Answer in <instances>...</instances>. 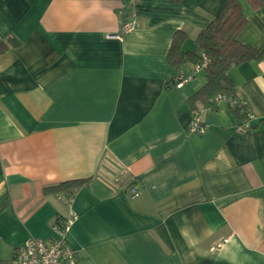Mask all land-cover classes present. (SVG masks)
<instances>
[{
  "label": "crops",
  "instance_id": "crops-1",
  "mask_svg": "<svg viewBox=\"0 0 264 264\" xmlns=\"http://www.w3.org/2000/svg\"><path fill=\"white\" fill-rule=\"evenodd\" d=\"M240 1L238 38L262 58L227 73L256 124L264 5ZM225 2L0 0V38L21 40L0 51V264L31 236L53 238L70 206L81 264H264V125L248 134L224 98L198 104L207 129L191 132L188 97L204 72L167 87L174 32L185 29L184 48L197 51V32ZM83 177L70 205L45 191Z\"/></svg>",
  "mask_w": 264,
  "mask_h": 264
},
{
  "label": "trees",
  "instance_id": "trees-1",
  "mask_svg": "<svg viewBox=\"0 0 264 264\" xmlns=\"http://www.w3.org/2000/svg\"><path fill=\"white\" fill-rule=\"evenodd\" d=\"M247 1L253 8L264 5V0ZM246 23L247 17L241 1L226 0L219 14L197 32L195 37V42L198 46L197 51L184 48L185 41L188 39V33L185 29L179 28L173 34L167 55L174 72L181 69L186 62L195 64L206 58L207 63L202 70L206 81L189 95L188 103L191 109H198L199 103L203 107L216 109L218 103L217 96L224 94L229 107L238 118L239 125L248 134H251L254 129L260 125H264V117L256 124L251 122L246 123L243 104L239 101L235 104L230 103V99H239L241 97L236 94V86L227 73L228 69L232 66L240 65L247 60H259L262 58V53L257 48L238 38L239 32ZM20 43L21 40L11 33L5 38H0V51H5L9 47L17 46ZM55 57V53L49 54L47 62H52ZM169 86L171 85L168 84L167 80V87ZM90 179L91 177H83L62 180L57 184L45 187V191L68 197L73 195L79 187L89 182ZM133 182L130 181L127 188Z\"/></svg>",
  "mask_w": 264,
  "mask_h": 264
},
{
  "label": "built area",
  "instance_id": "built-area-1",
  "mask_svg": "<svg viewBox=\"0 0 264 264\" xmlns=\"http://www.w3.org/2000/svg\"><path fill=\"white\" fill-rule=\"evenodd\" d=\"M136 24L135 19H128L122 23V31L127 32ZM119 36V34H113ZM206 58L194 64V70L188 72L182 68L168 79V84L172 86H183L186 82L194 78L196 72L202 71L206 65ZM224 94H219L217 100L224 99ZM231 104L237 101L243 104V112L246 114V122L254 118V113L245 98L230 99ZM187 129L195 133H204L207 124L202 120L199 109L191 111V119ZM129 194L134 197L139 193L138 185L129 186ZM61 196V194H59ZM67 204L70 205L73 196L64 197ZM77 212L70 206L69 213L66 216L57 217L53 222L55 236L50 239L31 236L22 245L13 250L11 258L1 264H81L79 253L68 241V233L72 223L77 218Z\"/></svg>",
  "mask_w": 264,
  "mask_h": 264
},
{
  "label": "rangeland",
  "instance_id": "rangeland-1",
  "mask_svg": "<svg viewBox=\"0 0 264 264\" xmlns=\"http://www.w3.org/2000/svg\"><path fill=\"white\" fill-rule=\"evenodd\" d=\"M103 165H104V161H103ZM127 189L129 190V187Z\"/></svg>",
  "mask_w": 264,
  "mask_h": 264
}]
</instances>
